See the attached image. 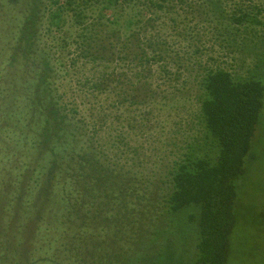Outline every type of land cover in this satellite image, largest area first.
I'll list each match as a JSON object with an SVG mask.
<instances>
[{
	"label": "trees",
	"instance_id": "obj_1",
	"mask_svg": "<svg viewBox=\"0 0 264 264\" xmlns=\"http://www.w3.org/2000/svg\"><path fill=\"white\" fill-rule=\"evenodd\" d=\"M186 91L184 136L154 140ZM263 117L264 0H0V193L27 264H230Z\"/></svg>",
	"mask_w": 264,
	"mask_h": 264
},
{
	"label": "rangeland",
	"instance_id": "obj_2",
	"mask_svg": "<svg viewBox=\"0 0 264 264\" xmlns=\"http://www.w3.org/2000/svg\"><path fill=\"white\" fill-rule=\"evenodd\" d=\"M221 60L226 62V59ZM239 65V60L236 63H232L233 68L236 70L239 69ZM184 94L178 105L179 109L161 112V115L155 121V128L152 130L154 140L162 138L161 133L166 132H170V137L174 134L177 140L184 136L181 130L187 126L190 121L189 115L193 116L195 111V105L193 106L192 100L187 99L192 97V93L186 91ZM170 124L174 125L171 126ZM253 140L254 143L246 163V176L237 186L238 222L232 234L234 253L230 264H264V223L260 225L255 223L254 225L252 221L255 213H260L262 209L264 210V117L261 118L257 125ZM146 154L150 158L146 160L148 162L145 165L147 170L156 173L161 180H164L169 170L168 160L162 159L159 161L160 159H155L152 151H147ZM12 160L13 158H11L10 166L15 168ZM154 164L158 168H155ZM5 201V196L0 193V264H27L25 250L30 241L25 242L23 238V240L21 239L20 242H17L19 236L13 230L10 231L11 215L8 218L5 215V211L8 212L7 207L4 206ZM3 215L5 217H2ZM19 218L22 224H28L26 215L20 213ZM50 232L53 231L51 230L47 233ZM32 235L34 236L35 233H32ZM31 243L32 246L29 247L30 255L43 254L39 247V242L31 241Z\"/></svg>",
	"mask_w": 264,
	"mask_h": 264
}]
</instances>
